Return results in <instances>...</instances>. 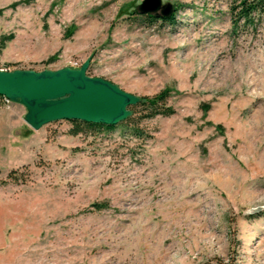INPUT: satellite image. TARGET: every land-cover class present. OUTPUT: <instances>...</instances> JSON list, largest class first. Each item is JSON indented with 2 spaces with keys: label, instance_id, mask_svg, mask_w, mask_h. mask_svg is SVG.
Instances as JSON below:
<instances>
[{
  "label": "rangeland",
  "instance_id": "obj_1",
  "mask_svg": "<svg viewBox=\"0 0 264 264\" xmlns=\"http://www.w3.org/2000/svg\"><path fill=\"white\" fill-rule=\"evenodd\" d=\"M0 0V71L79 70L175 113L74 136L0 101V232L14 264H264V18L232 0ZM12 173V174H11ZM11 175V177H9Z\"/></svg>",
  "mask_w": 264,
  "mask_h": 264
},
{
  "label": "water",
  "instance_id": "obj_2",
  "mask_svg": "<svg viewBox=\"0 0 264 264\" xmlns=\"http://www.w3.org/2000/svg\"><path fill=\"white\" fill-rule=\"evenodd\" d=\"M138 9L141 15L161 19L175 13V6L162 0H143ZM86 71L87 64L57 72L0 71V96L25 105L27 121L35 129L63 120L117 126L130 116L139 97L106 80L90 78Z\"/></svg>",
  "mask_w": 264,
  "mask_h": 264
},
{
  "label": "trees",
  "instance_id": "obj_3",
  "mask_svg": "<svg viewBox=\"0 0 264 264\" xmlns=\"http://www.w3.org/2000/svg\"><path fill=\"white\" fill-rule=\"evenodd\" d=\"M229 12L233 25L238 26L240 23H243L244 25H247L251 28H256V26L261 23L262 19L264 18V0H232ZM148 17L151 18L152 16ZM173 18L174 15L171 18L165 20H170L173 22ZM168 93V90H166L155 97L139 98L138 104L130 107V116L117 126H106L102 124H93L73 120L71 121V123L73 124V130L71 134L77 136L86 130L111 131L121 124L124 125L129 123V125H131L132 121H134V113L137 106H144L147 111L142 119H151L159 115H173L175 111L173 110V108L167 106V100L169 97ZM136 124L134 123L133 125H131V127L133 128V131L136 135L142 136V132ZM9 177H11V175Z\"/></svg>",
  "mask_w": 264,
  "mask_h": 264
},
{
  "label": "crops",
  "instance_id": "obj_4",
  "mask_svg": "<svg viewBox=\"0 0 264 264\" xmlns=\"http://www.w3.org/2000/svg\"><path fill=\"white\" fill-rule=\"evenodd\" d=\"M12 238L5 231L0 232V264H14Z\"/></svg>",
  "mask_w": 264,
  "mask_h": 264
},
{
  "label": "built area",
  "instance_id": "obj_5",
  "mask_svg": "<svg viewBox=\"0 0 264 264\" xmlns=\"http://www.w3.org/2000/svg\"><path fill=\"white\" fill-rule=\"evenodd\" d=\"M9 101V99L8 98H6V97H4V96H0V101Z\"/></svg>",
  "mask_w": 264,
  "mask_h": 264
}]
</instances>
